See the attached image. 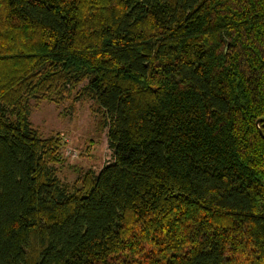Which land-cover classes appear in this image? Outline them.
Segmentation results:
<instances>
[{"label": "trees", "instance_id": "1", "mask_svg": "<svg viewBox=\"0 0 264 264\" xmlns=\"http://www.w3.org/2000/svg\"><path fill=\"white\" fill-rule=\"evenodd\" d=\"M73 92L112 160L68 181ZM0 264H264V0H0Z\"/></svg>", "mask_w": 264, "mask_h": 264}, {"label": "rangeland", "instance_id": "2", "mask_svg": "<svg viewBox=\"0 0 264 264\" xmlns=\"http://www.w3.org/2000/svg\"><path fill=\"white\" fill-rule=\"evenodd\" d=\"M65 98L61 102L31 99L29 118L42 135L58 133L63 139L59 175L73 181L86 169L97 171L112 160L106 130L102 127V110L88 98Z\"/></svg>", "mask_w": 264, "mask_h": 264}]
</instances>
